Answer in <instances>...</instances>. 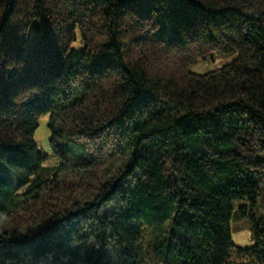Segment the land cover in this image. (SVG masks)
Masks as SVG:
<instances>
[{
	"label": "trees",
	"instance_id": "trees-1",
	"mask_svg": "<svg viewBox=\"0 0 264 264\" xmlns=\"http://www.w3.org/2000/svg\"><path fill=\"white\" fill-rule=\"evenodd\" d=\"M258 208L264 0H0V264H264Z\"/></svg>",
	"mask_w": 264,
	"mask_h": 264
},
{
	"label": "rangeland",
	"instance_id": "rangeland-1",
	"mask_svg": "<svg viewBox=\"0 0 264 264\" xmlns=\"http://www.w3.org/2000/svg\"><path fill=\"white\" fill-rule=\"evenodd\" d=\"M73 48H75L78 54L81 53V43L79 40L74 41ZM233 55H219L214 54V56L206 61L199 60L194 65H192L189 70L193 73H204L214 69L219 68L221 65L231 61ZM69 62V59H66V63ZM48 114H42L37 119V127L33 133V140L35 142L36 148L41 153H44L48 156L47 164L48 165H57L60 163V159L53 155L51 146L49 144L50 131L47 127ZM236 202V201H235ZM234 202V203H235ZM239 203H235V208L232 215L235 213V209ZM256 218L263 221L264 215L263 212L258 208V211L255 213ZM231 234L232 241L238 246L248 247L252 245V237L249 223L245 220H234L231 222ZM43 264V263H37Z\"/></svg>",
	"mask_w": 264,
	"mask_h": 264
}]
</instances>
